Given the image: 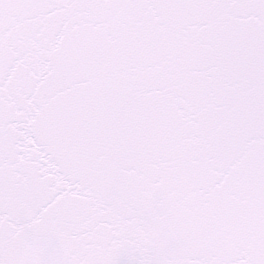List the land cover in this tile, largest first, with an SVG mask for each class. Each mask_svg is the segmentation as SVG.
Returning a JSON list of instances; mask_svg holds the SVG:
<instances>
[{"label": "snow or ice", "instance_id": "obj_1", "mask_svg": "<svg viewBox=\"0 0 264 264\" xmlns=\"http://www.w3.org/2000/svg\"><path fill=\"white\" fill-rule=\"evenodd\" d=\"M0 264H264V0H0Z\"/></svg>", "mask_w": 264, "mask_h": 264}]
</instances>
